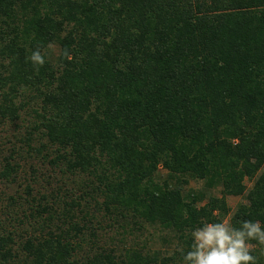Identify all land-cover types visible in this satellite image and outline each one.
Segmentation results:
<instances>
[{
	"label": "trees",
	"instance_id": "trees-1",
	"mask_svg": "<svg viewBox=\"0 0 264 264\" xmlns=\"http://www.w3.org/2000/svg\"><path fill=\"white\" fill-rule=\"evenodd\" d=\"M22 114L46 184L70 185L40 195L20 238L0 220V264H183L204 223L264 225V0H0V120ZM229 195L246 199L231 214ZM94 210L174 246L96 248Z\"/></svg>",
	"mask_w": 264,
	"mask_h": 264
},
{
	"label": "rangeland",
	"instance_id": "rangeland-1",
	"mask_svg": "<svg viewBox=\"0 0 264 264\" xmlns=\"http://www.w3.org/2000/svg\"><path fill=\"white\" fill-rule=\"evenodd\" d=\"M54 55L57 54V48H53ZM28 126L27 117L22 114L21 118L10 122L0 120V166L4 163L5 157H11L12 163H18L19 171L13 183H0V220L6 224L8 230L16 233V238L30 229L33 223L32 217H29L30 210L39 201L42 193H47L55 189L58 185H70V182L63 176L59 178V174H53L51 185L46 184L50 179V167L41 161V155L36 154L33 150H28L24 144L23 138ZM36 146L37 143L35 142ZM166 174L160 170L157 178L162 179ZM247 187H250L252 181L246 180ZM30 189V195L27 193ZM189 188H203L201 181L190 180L185 190ZM209 194L220 195L219 188L209 190ZM246 202L245 196H227V204L230 208V214L236 209L239 203ZM97 212V210H94ZM99 225L96 224V234L98 242L96 248L116 249L121 252L127 247H146L150 249H160L169 252L174 246L175 239L170 232L163 230L157 226L145 224L141 229L133 228V224L122 232V229L114 223H110L106 219L104 212H97ZM105 218V219H104ZM130 226L132 228H130ZM23 236V235H22ZM165 236V240L162 237ZM91 237V236H90ZM91 245V243H90ZM95 248V249H96ZM81 254L91 252L89 245L83 244Z\"/></svg>",
	"mask_w": 264,
	"mask_h": 264
},
{
	"label": "clouds",
	"instance_id": "clouds-1",
	"mask_svg": "<svg viewBox=\"0 0 264 264\" xmlns=\"http://www.w3.org/2000/svg\"><path fill=\"white\" fill-rule=\"evenodd\" d=\"M64 56L71 59L68 51ZM34 67H42L45 56L41 51L32 52ZM190 250L182 255L183 264H257L252 255L256 244L264 246V225L259 221L245 220L239 227L225 219L217 223H204L192 233Z\"/></svg>",
	"mask_w": 264,
	"mask_h": 264
}]
</instances>
